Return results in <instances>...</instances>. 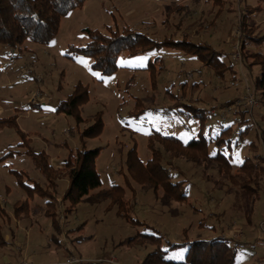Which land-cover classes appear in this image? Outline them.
Instances as JSON below:
<instances>
[{
	"label": "rangeland",
	"instance_id": "rangeland-1",
	"mask_svg": "<svg viewBox=\"0 0 264 264\" xmlns=\"http://www.w3.org/2000/svg\"><path fill=\"white\" fill-rule=\"evenodd\" d=\"M258 5L246 20L254 35L264 36V1L260 0H86L82 8L62 18L59 33L50 44L27 40L21 45L27 49L20 50L22 56L19 50L0 44L4 56L0 59V118L9 121L12 117L28 134L29 145L46 152L50 163L58 154L67 161L83 143L87 148H100L95 169L103 183L68 214L65 208L70 203L56 196V191L64 193L68 179H59L58 189L52 191L30 154L2 159L10 150H27L20 145L24 140L18 129L2 127L0 264H112V256L123 264H141L155 245H128L127 240L138 232H152L145 225L158 228L165 239L180 242L206 236L237 238V233L230 234L237 223L245 233L240 239H245L249 222H257L264 207V176L259 185L245 180L260 194L254 199V193L241 187L244 172L239 171L247 158L264 166V102L253 84L260 66L248 68L240 46L242 14L247 7ZM125 27L159 43L186 40L208 46L163 44L137 55L123 52L121 67L109 76L93 70L89 57L67 56L70 45L81 46L90 40L84 28L109 34ZM216 51H221V56L214 54ZM255 52L264 55V41L248 44L245 53ZM201 53L207 57L213 54L214 61L231 65L233 71L228 68L221 75L222 69L216 63H206ZM248 59V63L253 60ZM75 90L85 93L86 99L71 116L58 104ZM250 94L256 100L251 108L245 104V96ZM230 100L236 101L222 106ZM32 102L39 105L33 104L32 112L25 115ZM186 105L204 109L205 117L195 115ZM212 110L216 114L212 115ZM254 112L257 117H252ZM98 114L102 132L83 138L84 129ZM228 126L231 132L220 136ZM7 127L11 131H6ZM189 135L202 141L209 156L216 154L219 147L213 143L220 136L219 151L226 158L210 162L203 152L180 149L174 140L164 138ZM132 148H136L135 155L128 156ZM153 149L157 156L152 165L158 162L167 170L154 174L158 181L147 180L135 163L138 158L146 165L153 158ZM168 172L174 181L184 183L180 190L190 197L169 201L163 198L162 183L155 189ZM35 182L53 192L62 232L54 228L47 214L48 198L40 189H33ZM115 184L123 188V199L129 202L121 213L117 202L111 204L110 198L100 194ZM18 201L25 205L17 212ZM126 213L144 224L128 220ZM186 251L175 249L167 257L179 261Z\"/></svg>",
	"mask_w": 264,
	"mask_h": 264
},
{
	"label": "trees",
	"instance_id": "trees-1",
	"mask_svg": "<svg viewBox=\"0 0 264 264\" xmlns=\"http://www.w3.org/2000/svg\"><path fill=\"white\" fill-rule=\"evenodd\" d=\"M86 0H0V44L7 45L11 49L20 47L25 43V41H33L40 44H50L54 39H56L57 34L59 33L60 25L62 18L67 16L69 12L77 8H82ZM245 2V0H241ZM261 2L264 0H260ZM260 6L247 7L245 10L246 14L243 13L240 19V27L243 33V39L241 46V51L243 54L242 59L247 62L248 68L252 69L254 65L260 66V73L254 77V88L256 92L260 94L261 102H264V55L259 52L246 54L245 49L246 45L252 42L261 43L264 41V36H256L253 34V28L250 23L247 22V18L254 13ZM84 32L89 35V41L85 45L76 46L70 45L67 50V56L74 57L77 55H83L92 59L91 67L95 71H99L103 75H112L119 69L118 59L123 52H126L128 55H137L151 51L153 48H160L163 44H172L169 41L157 42L152 38L148 37L147 34L138 32L130 27H125L122 31L111 30L109 34H104L98 30H93L91 28H84ZM176 45L196 47L198 49H207L208 45H196L192 42L182 40L179 42H174ZM172 44V45H173ZM218 53L221 56V51H216L214 54ZM213 55V54H212ZM212 55L205 56L201 53V56L205 58L206 63L209 64L216 63L215 66H218L222 69L219 72L221 75L222 72H226L228 68L230 71H233L232 66L225 65L224 62L219 60H213ZM217 55V56H218ZM210 56V57H209ZM248 58L253 59L248 63ZM219 59V57H218ZM86 95L85 93H78L76 90L67 97V99L62 100L59 105V109L63 110L67 114H74L78 111V108L85 102ZM236 100H230L226 104H233ZM186 107L195 115L205 117L204 109L197 108L192 105H186ZM247 112L246 108L244 112ZM202 112V113H201ZM94 122L89 127L85 128L82 136L94 137L99 135L102 132L103 121L102 118L96 115L94 116ZM5 119V118H4ZM0 118V129L6 126H13L19 130L18 133H21L23 136V142L20 145L27 147L26 153L30 154L32 158L35 159L36 166L39 171L45 176L48 180L49 188L52 191H55L58 187V180L62 178H67L68 186L62 194L61 199L63 201H68L70 205L66 207V212L69 214L74 210V207L82 201L88 199L89 193L95 189L102 187L101 176L99 172L95 169V162L97 157L100 154V148L88 149L85 147V143L81 146V149L72 151L68 156V160L63 168L55 169L49 162V157L44 151H35V149L29 145L27 141V135L22 132L18 125H15V121H11L12 117L6 121ZM231 127L228 126L225 130L222 131L220 136H223V132H231ZM247 130V129H246ZM220 136H217L216 144L219 147L214 155H208L207 149L199 139H191L188 143H184L182 140L177 139L174 136H165L168 139L175 141L176 146L178 145L180 149H187L190 151H201L203 152L205 158H208L209 161L213 159L221 160V156L224 158L225 155L222 154L219 149L222 147V139ZM241 137V134L240 136ZM232 138L227 139L226 146L231 147ZM136 148H132L128 156L135 155ZM20 151L10 150L3 157L15 156ZM157 151L153 149V158L148 160L147 164L144 163L138 158H136V164L138 163L139 168L143 174H146L147 180L152 181L156 179L154 174L158 172L159 169H164L160 166V163L154 162V157L157 156ZM226 158V157H225ZM259 160L263 158H258ZM250 158H247L240 165L239 171L244 172V175L241 180V187L248 190L249 194H255L253 188H249V183L247 181H254L259 185L260 179L264 176V166L260 167L258 163L252 162ZM133 165V163H132ZM164 171L167 172L166 169ZM142 174V175H143ZM246 175V176H245ZM235 176V175H234ZM164 177V176H163ZM174 177L169 172L165 174L162 182H158L155 189H158V184H163L165 189V194L163 198L167 200H181L182 198L188 196L186 193L180 190L183 186V182L180 180L174 181ZM237 177V176H236ZM239 178V177H238ZM33 189H40L42 196L48 198V209L47 214L52 218L53 226L56 231L62 232L61 222H59L56 200L54 198L53 192L47 189L44 190L40 185L34 183ZM123 188L119 185H113L108 189L102 190L103 198H110L111 204L117 202L119 213L122 212L123 208L129 203L127 200L123 199L122 191ZM255 191V192H254ZM24 203H16L15 211L19 210ZM125 205V206H124ZM18 212V211H17ZM127 219L136 223L144 224L139 220H133L128 217V214H125ZM145 228H151L152 232H138L135 236L129 238L127 243L138 242L142 244L150 243L154 244L155 248L152 249L142 261V264H234L236 261V252L237 249L231 240L234 238L231 236L221 237L214 236L209 239H197L190 241L185 239L180 242L171 241L169 238H164V234L156 230L153 226H146ZM165 242V244H163ZM179 248H187L185 257L182 260H173L169 259L167 256L170 252Z\"/></svg>",
	"mask_w": 264,
	"mask_h": 264
},
{
	"label": "crops",
	"instance_id": "crops-1",
	"mask_svg": "<svg viewBox=\"0 0 264 264\" xmlns=\"http://www.w3.org/2000/svg\"><path fill=\"white\" fill-rule=\"evenodd\" d=\"M23 45H25V43L23 44ZM248 46V45H247ZM23 48H21V46H20V48L19 47H17V48H15L13 51H15V50H19V54L22 52H24L25 50H27V49H23L24 51H20V50H22ZM20 54L21 56L23 55V54ZM259 53H261V52H259ZM80 55H77V56H74V58H78ZM120 58V57H119ZM0 59L1 60H3L4 59V56H2L1 55V53H0ZM92 60V59H91ZM120 63V59H118V65H119V68L121 67V64H119ZM92 64V63H91ZM259 68V67H258ZM258 68H256L257 69V71H258V73H257V75L260 73V71H259V69ZM119 70V69H118ZM63 100H65V99H63ZM27 101H30V98L27 100ZM31 103V102H30ZM33 104H36V105H39V104H37V103H34V102H32V104H30V105H28V107L25 109V115H29L32 111V109H31V107H32V105ZM3 110V107H1L0 106V112ZM211 113H212V115L213 114H216L213 110L212 111H210ZM257 112V111H256ZM258 116V113H256L255 114V112H254V115H252V117H257ZM232 117V116H231ZM231 126V125H230ZM7 129H9V130H6V131H11L10 129L11 128H8L7 127ZM219 131V130H218ZM220 132V131H219ZM190 137V135L189 136H186V137H183V138H180V139H182L184 142H188L189 141V138ZM191 140V139H190ZM210 144H212V141H210ZM215 146H217V144H216V142L215 143H213ZM88 149H91V148H88ZM76 150H78V148L76 149ZM18 151H20L17 155L18 156H20V157H24V156H28L27 155V153H26V149L25 148H20V149H18ZM56 156V155H55ZM53 156V157H51V163H52V166L55 168V169H58V168H63L64 166H65V164H66V157H64V156H59V154H58V156ZM99 157V156H98ZM97 157V158H98ZM97 160V159H96ZM33 161H34V165L36 166V162H35V159H33ZM37 168V167H36ZM264 175V174H263ZM43 181H45V178H43V180H42V182ZM36 183V182H35ZM38 183H39V181H38ZM115 185H117V184H115ZM58 186H59V182H58ZM58 189V188H57ZM66 190V189H65ZM57 193V195L56 196H58L57 197V199H59V198H61V196H62V194H64V193H62V194H60L59 193V191H56ZM247 193V192H246ZM187 195L190 197V195H189V193H187ZM247 195H249L248 193H247ZM259 195L260 194H254V199L255 198H257V197H259ZM251 196V195H250ZM251 198V197H250ZM32 203H33V200H32ZM264 207L262 208V209H260V211L258 212V216H256L257 218H258V220H257V222L256 221H250L249 223H250V226H248V228L246 229V236L244 237L245 239L244 240H241L240 239V234H244L245 235V233H243L242 232V229L241 228H239V226H238V224L236 223V224H234L233 226H232V228H231V230H230V234L232 233V232H235V233H237V238H234L233 240H231V243H233V245H235V247H236V249H237V252H236V261H235V263L234 264H264V262H263V253H262V251L264 250V247H263V245H262V242H261V240H260V238L262 237V235H261V231H260V227L258 226V225H260V222H261V220L263 219V216H264ZM154 228H156V227H154ZM156 230H158L159 231V229L158 228H156ZM161 232V231H160ZM162 233V232H161ZM243 237V236H242ZM209 238H211V237H208L207 238V236L206 237H200V238H197V239H209ZM197 239H190V241H193V240H197ZM152 249H154V248H152ZM151 251V250H150ZM150 251H148V253L150 252ZM147 253V254H148ZM170 254V253H169ZM142 264V263H141Z\"/></svg>",
	"mask_w": 264,
	"mask_h": 264
},
{
	"label": "built area",
	"instance_id": "built-area-1",
	"mask_svg": "<svg viewBox=\"0 0 264 264\" xmlns=\"http://www.w3.org/2000/svg\"><path fill=\"white\" fill-rule=\"evenodd\" d=\"M252 97V95L250 94L249 96L247 95V96H245V98H247V100H248V102H245V104L247 103V106L249 107V108H251V107H253L254 106V103L256 102V100H254L253 98H251ZM249 103V104H248ZM259 227H260V231H261V235H262V237L260 238V240H261V242H262V245H263V247H264V216H263V219L261 220V222H260V225H258ZM262 253H263V262H264V250L262 251ZM116 257H114V256H112L111 258H109L110 259V262L112 263V264H123V263H121L120 261H118L117 259H115ZM70 263H72V262H70Z\"/></svg>",
	"mask_w": 264,
	"mask_h": 264
}]
</instances>
